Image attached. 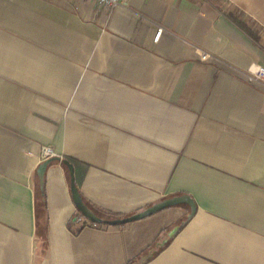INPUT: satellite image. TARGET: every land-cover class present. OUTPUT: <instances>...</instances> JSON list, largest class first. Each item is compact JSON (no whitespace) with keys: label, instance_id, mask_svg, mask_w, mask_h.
I'll list each match as a JSON object with an SVG mask.
<instances>
[{"label":"crops","instance_id":"crops-1","mask_svg":"<svg viewBox=\"0 0 264 264\" xmlns=\"http://www.w3.org/2000/svg\"><path fill=\"white\" fill-rule=\"evenodd\" d=\"M122 2L0 0V264H128L184 220L144 264H264V82L244 75L264 65V0ZM42 146L76 160L99 209L187 194L195 211L74 225L55 162L43 244Z\"/></svg>","mask_w":264,"mask_h":264},{"label":"trees","instance_id":"trees-1","mask_svg":"<svg viewBox=\"0 0 264 264\" xmlns=\"http://www.w3.org/2000/svg\"><path fill=\"white\" fill-rule=\"evenodd\" d=\"M255 39H257V38L255 37ZM64 161L71 163L73 165V170H74V165L76 164V160L70 156H63L61 158L58 156H52L49 165L52 163H55V162H60V164L63 166V168L67 172L68 179L70 180L68 168H67L66 164L64 163ZM74 182H75V185L79 191L81 176L75 174V172H74ZM81 197H82V195H81ZM82 200L102 220L115 219V218L123 217V215L99 209L96 206L90 204L83 197H82ZM34 215H35V224H36L37 236L42 239L43 244H46V236H47L46 195H45L44 184H43V187L40 188L38 185V181H37V184H36L35 189H34ZM185 221L186 220L182 221L181 223L174 226L173 228L166 230V232L163 236L157 238V240H155V242L151 246H149L147 248V250L143 251L135 260L130 261L128 264H144L147 261H149L155 254H157L158 251H160L165 245H167L169 243L171 238L183 226ZM90 224H92V222ZM97 224L105 225V224H100V223H97ZM82 226H84V225H81L80 227H82Z\"/></svg>","mask_w":264,"mask_h":264},{"label":"water","instance_id":"water-1","mask_svg":"<svg viewBox=\"0 0 264 264\" xmlns=\"http://www.w3.org/2000/svg\"><path fill=\"white\" fill-rule=\"evenodd\" d=\"M50 161H51V157L42 161L36 168V175L38 178V185L40 188L43 187L45 170L47 166L49 165ZM64 163L66 164L68 168V172H69V177H70L69 186H70V193H71V198L73 200V203L75 207L77 208V210L79 211V213L83 215L89 222L100 223V224H105V225L124 224L130 221H134V220L146 217L148 215H151L152 213H155L166 207L174 206V205H181V204L188 206L190 208L191 213L195 211V204L192 198L188 196L187 194H181V195L165 198L134 214L123 216L121 218L102 220L93 212L91 208H89L83 202L81 194L79 193L75 185V182H74L73 165L67 161H64Z\"/></svg>","mask_w":264,"mask_h":264},{"label":"built area","instance_id":"built-area-1","mask_svg":"<svg viewBox=\"0 0 264 264\" xmlns=\"http://www.w3.org/2000/svg\"><path fill=\"white\" fill-rule=\"evenodd\" d=\"M97 4L100 8L104 9L106 12H109L113 10L115 7L121 5L123 2L122 0H96ZM161 33V29H159L155 35L154 38L158 39L159 35ZM209 54L207 52L201 53V59H207ZM245 78L249 82H264V65L253 63L251 64L246 71L244 72ZM54 156V152L51 147L49 146H42L40 151V161H44L47 158H50ZM74 225H82V224H90L83 215H81L79 212L74 214L69 220ZM94 224V223H92Z\"/></svg>","mask_w":264,"mask_h":264}]
</instances>
